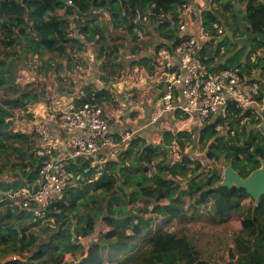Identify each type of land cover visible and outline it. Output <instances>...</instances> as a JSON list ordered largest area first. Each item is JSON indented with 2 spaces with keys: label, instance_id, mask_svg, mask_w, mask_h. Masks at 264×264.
Masks as SVG:
<instances>
[{
  "label": "trees",
  "instance_id": "trees-1",
  "mask_svg": "<svg viewBox=\"0 0 264 264\" xmlns=\"http://www.w3.org/2000/svg\"><path fill=\"white\" fill-rule=\"evenodd\" d=\"M185 2L0 0V45L3 50L0 59V176L8 167L15 172L12 181H0V195L3 197L0 201V264H105L104 248L115 244L123 251L122 259L127 258L124 264H208L190 249L181 235L166 229L152 231L154 218H164L166 224L170 225L181 215L185 194L192 199L194 210L203 205L215 223H225L229 216L235 215L233 224L247 235L234 238L236 260L232 264H264V195L258 204L252 200L246 206L243 201L249 196L244 189L216 187L221 176L209 170L188 181L181 192L180 185L171 177L175 173V176L178 175V166L167 161L164 147L147 145L144 141L140 143L137 139H132L129 146L117 155V159L107 161L97 170L99 175L95 182L78 179L75 187L68 185L61 200L51 199L45 212L38 215L33 209L21 211L4 195L14 193L28 183L33 184L40 161L30 149L28 135L8 130L10 122L7 119L12 116V111L25 110L27 104L39 98L30 85L22 88L15 84L16 71L25 65L23 61L26 57L48 55L44 61L41 60L40 69L59 73L65 67L58 60H65L66 68L80 66L82 61L78 54L80 56L85 52L87 43H94L98 48V57L103 60L101 69L115 75L119 68L116 61L121 44L115 41L107 24L99 22L92 15L96 8L102 7L108 13L113 29L124 28L130 32L132 11L138 8L146 20L156 22L158 36L169 41L176 33L175 9ZM153 3H159L158 9H153ZM233 4L223 5L222 15L225 20L231 18L233 25L230 24V29L234 27L239 32L235 15L231 10L227 11ZM247 9L246 21L255 32H262L264 4L249 0ZM122 10L125 16L121 15ZM157 13L169 15L170 20L157 18ZM201 16L206 25L219 22L209 11ZM70 18L75 23V34ZM262 47L254 42L249 50H238L224 65L216 68L207 62L208 70L216 72L217 69L239 68L241 75L250 77L257 67L251 57ZM234 48L230 44L227 54ZM14 54L17 59H10ZM98 94L86 88L84 100L99 104ZM259 122V118H252L250 128L235 136L229 133L220 135L215 130L217 123L209 124L200 129L197 144L206 151L207 160L217 162L223 159L245 178L260 166L259 159H264V138L257 130ZM191 137L192 133L186 131L174 135L168 132L164 134L163 143L166 147H172L171 150H180L179 145L184 149V142H190ZM155 153L162 155V158L156 165L155 173L148 177L140 162L154 160ZM131 154L133 162L125 164V159ZM81 171L78 169L77 174ZM116 175L121 178L118 179ZM100 191L108 194L99 199ZM210 203L212 206L209 208ZM138 204L143 206L137 209ZM43 216L53 219L52 225H40V217ZM186 220L190 218L186 216ZM37 226L45 239L36 244L28 238V234ZM94 234H97L98 240L87 247L85 254L71 262L65 260L66 253L74 255L81 249V241ZM139 238L143 239L137 251L129 250V245L138 242ZM13 254L20 259L11 260Z\"/></svg>",
  "mask_w": 264,
  "mask_h": 264
},
{
  "label": "built area",
  "instance_id": "built-area-1",
  "mask_svg": "<svg viewBox=\"0 0 264 264\" xmlns=\"http://www.w3.org/2000/svg\"><path fill=\"white\" fill-rule=\"evenodd\" d=\"M152 7L158 9L159 3H153ZM175 11L176 33L155 53L156 66L162 73V90L158 99L160 112L177 111L196 119L201 128L217 123L215 130L218 134L224 130L225 135L235 136L249 129L251 119L259 118L258 109L264 104V100L260 101L261 80L254 74L250 77L241 75L240 69L210 72L203 49L209 41H218L224 35V27L219 22L206 25L202 16L192 11L189 2L177 6ZM121 15H126L124 10ZM156 17L170 20V16L164 13H157ZM145 20L140 9H133L131 32L137 38L143 37ZM84 98L82 89L76 96L80 101L78 106H54L51 109V115L69 134V153L63 152L62 140L51 134L48 117L35 122L26 132L30 141L35 143V154L40 159L36 180L14 193L4 194L21 211L33 209L38 215L51 199L61 200L72 178L73 159L89 160L105 152L108 160H115L133 139L130 131H124L116 141L103 106ZM157 159L156 156L154 160L140 162L146 176L155 173ZM175 174L171 177L176 178ZM10 258L20 259L18 255Z\"/></svg>",
  "mask_w": 264,
  "mask_h": 264
},
{
  "label": "crops",
  "instance_id": "crops-1",
  "mask_svg": "<svg viewBox=\"0 0 264 264\" xmlns=\"http://www.w3.org/2000/svg\"><path fill=\"white\" fill-rule=\"evenodd\" d=\"M218 1L223 3L228 0H186L191 4L194 13L202 15V13L209 11L219 21V12L213 11L216 9ZM233 2L235 3V1ZM248 2L249 0H240V4L246 9ZM256 2L264 4V0H256ZM100 10L92 15L99 22L107 24L115 41L121 44L116 61L119 65L116 74H108L101 69L103 60L98 57V48L94 43H87L85 52L80 56L78 54L82 61L80 66L66 68V61L58 60L62 63L63 66H61L65 67L63 72H45L41 69L36 70V72L30 71L31 79L26 81L28 76L27 67H25L26 65L21 67L17 71V74L20 73V77L15 78V84L24 88L27 84L35 83V91L38 93L39 98L27 104L25 110L12 111V116L7 119L10 122L8 130L29 135L26 132L30 130L35 122L48 117L51 134L62 140L63 152L69 153V134L60 127L57 118L51 115V109L54 106L61 107V105L64 106L62 108L78 106L80 103L76 99L78 92L83 89L86 95V88H89L91 91L99 93V104L104 108V113L109 120L110 131L114 134L115 139L119 140L124 131H130L133 139H137L140 143L144 141L147 145L164 147L165 133L169 132L172 135L179 131L199 133L201 124L196 119L188 118L187 115H182L177 111L161 113L159 110L158 99L162 90V73L156 66L155 53L158 48L165 45L163 43L166 40L158 36L155 30L156 22L147 19L142 24L143 37L137 38L124 28L113 29L108 13L104 9ZM100 12H102L101 15L97 16L96 14ZM225 21V23L219 21L225 28V34L218 41H209L203 49L205 60L214 68L224 65L227 59H230L239 50L237 45H234V51L230 54L226 52L232 44L227 38L228 31L234 34V38L240 36V34L234 27L230 29V24L233 25L231 18ZM228 21L229 23H227ZM217 46H219L220 51ZM217 50L219 51L218 54H216ZM210 56L212 57L211 63ZM241 62L244 64V58L241 59ZM253 74L256 76L255 72ZM39 86L45 91L42 96H40L41 92L37 91L40 88ZM263 100L262 96L260 101ZM30 144V149L35 153V143L31 140ZM155 154L157 155V153ZM72 161L73 166L71 168L76 172H73L74 175L72 173V182L70 181L72 184H69V186L75 187L78 184V179H81V181L86 180L89 183L95 182L99 175L97 170L101 169L104 163L110 160L107 159L105 152H102L89 160L73 159ZM131 162H133L132 154L125 159V164L129 165ZM78 169L82 170L79 175L77 174ZM6 170L10 171V167L5 169L4 172ZM14 175L11 173V177L7 181H12ZM119 175H116L118 179L121 178ZM2 176H0V181H3ZM176 177L178 178V176ZM100 193L103 196L108 194L105 191H100L98 194Z\"/></svg>",
  "mask_w": 264,
  "mask_h": 264
},
{
  "label": "rangeland",
  "instance_id": "rangeland-1",
  "mask_svg": "<svg viewBox=\"0 0 264 264\" xmlns=\"http://www.w3.org/2000/svg\"><path fill=\"white\" fill-rule=\"evenodd\" d=\"M231 2L233 1H226L221 2L218 1L216 3V9L213 10L215 12H219V21H222V23H225V18L222 15V7L223 5H231ZM97 10L95 12H99L102 7L96 8ZM232 9V6H229L227 11H230ZM102 11V10H100ZM102 12L99 14H96L97 16H100ZM72 25V31L75 34V23L71 20ZM73 34V35H74ZM2 47L0 45V59L2 58ZM48 55H43L42 57H32L30 56L26 57V59L23 61L24 66L27 67V80L31 79V72L30 71H39L41 67L42 61H44L47 58ZM17 59V56L14 54L10 56V59ZM42 60V61H41ZM55 60V59H54ZM21 64L20 66H22ZM19 66V67H20ZM37 67V68H36ZM19 69V68H18ZM17 69V71H18ZM25 69V70H26ZM43 70V69H42ZM16 71V77H20ZM30 85V88L36 89V84H27ZM40 87V86H39ZM33 89H30L31 91ZM41 92L40 96L44 95L45 91L40 87L39 90ZM61 107H64L61 105ZM199 132V131H198ZM223 132V133H222ZM220 135H225L224 130H221L219 132ZM198 135L199 133H192L191 141L184 142V149H182L181 145H179L180 150L178 149H172L168 146H164L165 152L167 151V161L175 164L178 166V178L177 183L180 184V191L182 192L183 188L186 186V183L190 181L192 178L201 175L204 172H215L216 174H219L222 177V172L227 163L222 159L220 161H210L206 158V151L201 149L200 146H198ZM179 142V141H178ZM178 147V146H177ZM158 157L157 163L160 162V158H162V155H159L157 153L156 155ZM181 169V170H180ZM72 172H76L74 169ZM4 173V174H3ZM11 173L9 170H6L5 172H2V179L3 182L7 181L11 177ZM15 174V172L13 173ZM72 182V181H71ZM72 183H70L71 185ZM185 194V192H183ZM103 195L100 193L98 194V198L101 199ZM185 201V206H183L180 209L181 215L172 221L170 225L166 224V219H156L154 218V223L152 224V231L157 230H168L171 232H175L178 235H181L186 242H188L190 249L195 252L201 259L208 262V264H232L236 260L235 253H234V243L233 240L238 235H247V233H243V230L236 227L233 224V220L235 219V215L229 216L227 222L225 223H215L209 218L208 212L206 211V208L203 205H199L195 210L193 209V202L192 199L189 198L187 194L183 196ZM252 201V198L249 197L246 200L243 201L244 205H249ZM106 204V201L104 202V205ZM143 205L138 204L137 209L142 207ZM211 203L209 205V208L211 207ZM45 212V208L41 212ZM136 212L137 210H133ZM186 216L190 218V220H186ZM40 225L48 226L52 225L53 219L51 218H45L40 217ZM25 226V225H23ZM122 234V233H121ZM120 234V235H121ZM28 238L35 242L36 244L43 239H45V236L42 235L40 228L37 226L35 227L31 232L28 234ZM143 238H139V241L136 243H132L129 245V250L137 251L138 247H140V244L142 242ZM98 240L97 234L92 235L91 237L87 239H83L81 241V249L78 252H75L74 255H71L69 252L66 253L65 260L67 262H71L74 258L81 256L85 254V251L87 247ZM122 250H120V246L117 244L111 245V246H105L104 248V259L105 264H124L127 258L122 259L121 254ZM14 255V254H13ZM123 255V254H122Z\"/></svg>",
  "mask_w": 264,
  "mask_h": 264
},
{
  "label": "water",
  "instance_id": "water-1",
  "mask_svg": "<svg viewBox=\"0 0 264 264\" xmlns=\"http://www.w3.org/2000/svg\"><path fill=\"white\" fill-rule=\"evenodd\" d=\"M237 19V28L240 36L234 38V34L228 31L227 38L233 45H237L239 50L251 48V44L258 42L263 45L257 49L251 57V61L257 65L256 70L262 72L261 83L263 85L262 96L264 98V30L255 32L252 26L246 21L247 9L240 4V0H235L231 9ZM225 34V33H224ZM226 37V36H225ZM260 122L257 130L264 138V105L258 110ZM260 166L252 171L247 177L242 178L231 164H227L222 172V177L216 183V187L244 189L246 194L252 198L255 204L264 195V159H259ZM71 264V263H68Z\"/></svg>",
  "mask_w": 264,
  "mask_h": 264
},
{
  "label": "flooded vegetation",
  "instance_id": "flooded-vegetation-1",
  "mask_svg": "<svg viewBox=\"0 0 264 264\" xmlns=\"http://www.w3.org/2000/svg\"><path fill=\"white\" fill-rule=\"evenodd\" d=\"M224 31H225V28H224ZM254 72L256 73V76H257L260 80L263 79V78H262V72L260 73L259 70H255Z\"/></svg>",
  "mask_w": 264,
  "mask_h": 264
}]
</instances>
